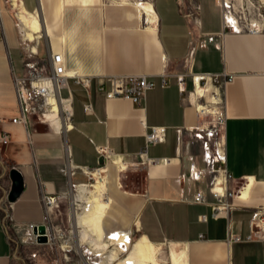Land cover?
Listing matches in <instances>:
<instances>
[{"label":"crops","instance_id":"0c3cea01","mask_svg":"<svg viewBox=\"0 0 264 264\" xmlns=\"http://www.w3.org/2000/svg\"><path fill=\"white\" fill-rule=\"evenodd\" d=\"M22 1L41 18L48 63L53 49L63 53L67 71L74 73L62 90L73 117L63 133L34 116L27 125L12 122L20 115L13 69L19 77L27 71L17 31L2 19L0 131L10 133L11 141L0 146V264L18 260L10 224L42 223L45 194L76 198L74 184H92L95 171L107 177L106 233L132 231L135 240L146 238L160 248L176 244L185 249L188 264H264V241L247 240L254 213L264 210L262 34L225 29L221 0H189L192 14L181 0H149L157 18L151 20L126 0ZM164 71L171 74L168 86H162ZM215 74L232 77L219 89L206 82L222 96V165L205 146L210 139L199 132L195 104L202 89L189 95L203 84L202 75ZM129 75H146L155 83L140 104L108 98L100 89L109 87L108 78ZM155 126L166 128L165 138L147 147L146 134ZM101 148L112 154L103 157ZM220 165L226 181L219 177ZM12 168L24 176V192L15 202L6 199ZM88 174L93 181L87 182ZM216 180L215 188L232 192L228 199L234 205L219 218L212 215ZM197 192L204 193L205 202L194 200Z\"/></svg>","mask_w":264,"mask_h":264},{"label":"built area","instance_id":"2783aa9c","mask_svg":"<svg viewBox=\"0 0 264 264\" xmlns=\"http://www.w3.org/2000/svg\"><path fill=\"white\" fill-rule=\"evenodd\" d=\"M185 3L186 8L188 9L189 14H192V8L189 6L191 2L189 0H181ZM188 4V5H187ZM254 6V4H252ZM188 6V7H187ZM224 8V16L226 13H230L229 7L225 6ZM244 14V10L242 11ZM253 13L257 15V18L260 22L256 25H252L250 21H248L244 15V18H239V22L236 23V26H232L231 23H227L225 20V29L228 31H245V32H253L260 33L264 38V2L260 1L258 6L255 7ZM253 14V15H254ZM25 41V40H24ZM27 42V41H26ZM29 43V42H28ZM34 43L39 44V38L36 39ZM30 45V43L28 44ZM264 45V43H263ZM51 60H50V73L46 71L44 73L40 67L37 66V62L26 61L24 62V67L26 68L27 74L26 76L19 77L13 69V84L15 88L16 98L18 99L19 104V116L12 118V122L15 124L27 125L28 119L30 116H34L37 119L43 121L49 129L53 131H59V133H63L65 131L70 130L71 120L73 117L70 100L64 98L62 96V90L67 87V80L69 77L73 75L71 72L67 71L64 65V55L63 53L55 52L52 49ZM31 57L36 56L37 53L31 49L30 53ZM264 61V56H263ZM262 75L264 76V69L262 71ZM171 76L170 72L164 71L161 74L162 86L169 85V77ZM231 75H211L205 76L202 75L200 81H203L202 85H206L207 80L210 79L211 83L215 85L216 88H221V86L229 79H231ZM180 83H184L185 77L184 75L178 76ZM109 83V87L105 88L103 84L101 86V90L105 91V95L108 98L122 97L128 100H133L134 102L141 103V101L145 97V93L147 90L155 87V83L148 79L146 75L137 76V75H129V76H114L112 78L107 79ZM86 85H90V80H83ZM196 88V86H195ZM194 88V89H195ZM192 92V91H191ZM191 92L189 95L191 96ZM214 93H216L214 91ZM217 94V93H216ZM55 98L56 105L58 107L57 114L54 116L55 118H59L63 123V126L59 129H53V117L51 116V110H53V104L49 102V98ZM218 97L220 98L218 108V123L219 125H223L224 114L222 108V96L218 91ZM204 101V102H203ZM198 102L206 105L207 101L204 98H199ZM87 106L86 108H88ZM199 116L202 117V114L197 109ZM205 136L208 139H211L214 136V132L209 130H204ZM202 133H199L201 136ZM166 135V128L164 126L161 127H152L151 131L146 134L147 147L149 144H157L161 143ZM217 146L215 150V154L217 155L218 162L224 164V138H218L216 135ZM11 141V135L6 130L0 131V146L7 145ZM205 146H210V142H205ZM219 149H222V154H220ZM99 154L103 157L110 156L112 151L110 149L101 148L99 150ZM170 160L167 159V162ZM152 164H158V159H153L150 161ZM221 165L217 168L219 169L220 174H223L225 181L227 179V170L222 169ZM196 167L195 163H193L192 168ZM88 173V170L84 171ZM197 178L202 177V172L196 173ZM217 180L212 184L211 192L214 196L216 202L212 207V215L216 218L226 216V213L234 208V205L229 201L228 197L232 196V192H229L226 187L223 193H219L214 189ZM84 184H74L73 189L76 191L77 187ZM8 192L6 194V199L9 201ZM69 201V208L63 212L62 204L66 201ZM194 200L199 203L205 202V195L203 192H197L194 197ZM43 203L46 207V217L44 218L42 223H27L26 225L12 223L10 224V229L15 231L16 233L19 230L28 231L30 236L33 238V243L37 247L36 253L32 254L31 259L21 258L15 249L16 257L23 262V264H28V262H34L35 258H41L44 260V264H100L103 255H101L104 250L111 251V249L119 250L118 259L111 262L112 264H117L118 261L122 257H126L129 247L134 245L135 236L132 231L127 230H119V231H111L108 232L105 240L108 242L107 248H95L94 244H91L89 240L82 241L83 235L81 234L82 227L76 224L74 225V221L76 220V213L78 211H82L83 202L80 200H76L75 197L65 195H55V194H45L43 196ZM202 220H207V215L202 216ZM44 226V232H40L36 229ZM9 228V227H8ZM251 233L247 237L248 241H264V210H259L254 213V216L250 222ZM47 236L48 241L43 244L39 242V238L41 236ZM120 236H126V241L119 242ZM15 242L19 243V241L15 240ZM106 247V246H105ZM170 252V249H169ZM166 249L162 248L159 252V257L162 259V262L168 263L169 257H166ZM170 264V263H168Z\"/></svg>","mask_w":264,"mask_h":264},{"label":"bare ground","instance_id":"6f19581e","mask_svg":"<svg viewBox=\"0 0 264 264\" xmlns=\"http://www.w3.org/2000/svg\"><path fill=\"white\" fill-rule=\"evenodd\" d=\"M13 8L17 10V18L20 23V30L23 33V38L27 42L31 44L35 42L37 38H40L41 33L43 31V23L41 22V18L38 13H31L24 7L22 0H11ZM123 1V0H117ZM127 2H133L136 4L137 10L140 13V16L146 14L148 19H157L156 18V11L152 5H147L146 3L149 0H126ZM264 2V0H263ZM132 3V4H133ZM226 22L231 23L232 26H236V23L239 22L235 16L231 13L225 14ZM252 25L258 24L257 22H250ZM34 51V50H33ZM37 52V51H34ZM74 75V73L72 74ZM199 78V77H198ZM200 79V78H199ZM200 87L203 94H198L196 96L195 104L196 109L202 114V116H207V114H213L214 116L219 113V100L218 91H209L207 84L204 86L202 84H197L196 88L191 92V98L194 94L197 93V88ZM199 98H204L207 101V104H201L198 102ZM49 102L53 104V110H51V116L54 118L53 124L55 123L56 127H62L63 123L59 118H55L54 116L57 114L58 107L55 104V98L50 97ZM200 105V106H199ZM220 128L222 134L220 138H223V128L221 125L215 126V128ZM59 132V131H56ZM220 154H222V149H219ZM122 169H126V167L122 166ZM89 173V172H88ZM93 176L95 177L96 181L92 184H85L77 187V194L76 199L82 201L83 203L87 204L86 211L79 215L77 218L78 224L80 227H83L84 230L81 233L83 235L82 241L89 240L91 244L95 245V248H107L108 242L105 240L107 233L105 232L104 228V221L105 216L107 214V209L109 207V203L104 198V192L106 190L107 184V177L101 176L98 172H93ZM214 189L219 193H223L224 189L221 187H217ZM241 191V189H240ZM239 191V192H240ZM236 196V195H235ZM126 236H120L119 242L126 241ZM106 246V247H105ZM170 256L169 262L171 264H188L186 260V251L184 248L181 247L179 249L176 244H170ZM129 254L126 257H122L117 264H162L161 259L159 257V252L162 248L154 245L153 243L149 242L146 238L135 242L133 246L129 247ZM112 254H110L109 258L110 261L108 264H112L114 260L118 259V254L120 251L116 249ZM105 253V252H104ZM103 253V254H104ZM106 254V253H105ZM102 255V254H101ZM105 263V262H104Z\"/></svg>","mask_w":264,"mask_h":264},{"label":"rangeland","instance_id":"374dc122","mask_svg":"<svg viewBox=\"0 0 264 264\" xmlns=\"http://www.w3.org/2000/svg\"><path fill=\"white\" fill-rule=\"evenodd\" d=\"M222 4L224 6V8H226L225 6L229 7L230 13L235 16L237 19L239 18H244V15L246 17V19L250 22H257L259 23L260 20L257 18V15L253 13V10H255V7L258 6V3L260 1L263 0H221ZM254 4V6L252 5ZM226 10H228L226 8ZM244 10V14L242 13V11ZM254 14V15H253ZM2 19L4 20V23H6V26L8 27V29H16L17 34H18V38H20V48L22 53L24 54V62L26 61H33V62H37V66L41 68V70L46 73V71H48L50 73L51 68H50V60H51V54L50 53V58H49V63H48V57H47V50H46V42H47V38L44 36L43 32L41 33V36L39 38V44L37 43H32L31 45H28L29 43L24 41V38H22V32L19 28V21L17 18V10L15 8H13L12 5V1L11 0H0V33L3 31L4 29L3 27V23H2ZM32 46H36L37 47V55L36 56H30L31 54V49ZM25 68V67H24ZM186 96H188L187 92H185ZM204 102V101H203ZM220 110V109H219ZM199 115V114H198ZM200 117V128L201 131L199 132H203L204 130H209L214 132V136L211 137L210 139V146H211V150L212 153H215L216 150V146H217V141L218 139H216V135L218 136V138H220V135L222 134V131L220 130V128H215V126H219L218 123V114L217 115H213V114H207V116H199ZM198 138V137H197ZM201 142V141H200ZM201 145V144H200ZM202 146H204V143L202 142ZM89 175V181L87 182H91L93 181V179H91V174ZM221 176V174H219V177ZM95 182V181H93ZM92 182V183H93ZM77 194V192H75V195ZM62 210L63 212H65L68 208H69V201L67 200L65 203L62 204ZM87 208V204L82 205V209H84L82 212L78 213L79 215H82ZM77 220H79V218H77ZM76 227V226H75ZM84 228H82L81 233L83 232ZM9 232H11V235L14 237V239L17 241H19V243L15 242V249H17V252L20 255V259L21 258H26V259H31L33 257H30L32 254L36 253L37 251V247L35 246V244L33 243V238L30 236L28 231L25 230H19L17 233L11 229H9ZM48 241V237L47 236H41L39 238V242L40 243H44ZM138 240L136 239L135 242H137ZM134 242V243H135ZM104 249V248H103ZM166 249V257L170 256V252L169 249H171V247H169L168 245L165 246ZM114 250L108 251L107 249L104 250V255L103 258L100 262V264H108L110 261V254H112ZM130 251H128L127 255L129 254ZM117 254L119 255V253L117 252ZM108 258V260H107ZM161 259V258H160ZM35 263L34 262H28V264H44V260H42L41 258H35ZM170 261V260H169ZM105 262V263H104ZM161 263L162 264H168L165 262H162L161 259ZM15 264H23V262L21 260H17V262ZM171 264V263H170Z\"/></svg>","mask_w":264,"mask_h":264},{"label":"water","instance_id":"95a60500","mask_svg":"<svg viewBox=\"0 0 264 264\" xmlns=\"http://www.w3.org/2000/svg\"><path fill=\"white\" fill-rule=\"evenodd\" d=\"M103 157H101L100 163L104 162ZM9 176L12 180V185L9 193V202H15L22 194L24 190V176H22L21 172L17 168H12L9 172ZM44 232V226L37 228L36 231Z\"/></svg>","mask_w":264,"mask_h":264}]
</instances>
